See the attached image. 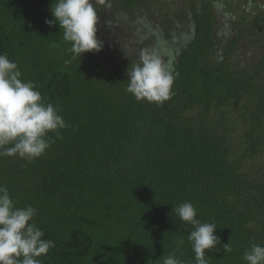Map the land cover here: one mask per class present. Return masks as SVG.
<instances>
[{
    "label": "trees",
    "instance_id": "16d2710c",
    "mask_svg": "<svg viewBox=\"0 0 264 264\" xmlns=\"http://www.w3.org/2000/svg\"><path fill=\"white\" fill-rule=\"evenodd\" d=\"M54 2L0 0V54L67 124L33 161L0 156V185L17 208L38 210L32 222L54 242L41 264H162L170 254L195 264L193 228L174 211L186 201L217 227L208 264H246L245 251L264 246V173L243 170L264 152V0L236 1L237 13L188 0L186 14L169 9L159 23L138 16L147 0H108L97 38L117 36L124 60L103 44L67 66L63 30L45 23ZM149 37L175 75L162 106L126 91ZM242 40L251 50L233 64Z\"/></svg>",
    "mask_w": 264,
    "mask_h": 264
},
{
    "label": "clouds",
    "instance_id": "9594fccd",
    "mask_svg": "<svg viewBox=\"0 0 264 264\" xmlns=\"http://www.w3.org/2000/svg\"><path fill=\"white\" fill-rule=\"evenodd\" d=\"M111 7L108 0H55L51 5L50 26L59 25L63 40L70 44L69 65L82 54L99 52L103 42L97 38L99 16L97 6ZM126 91L138 102L162 106L172 96L175 79L171 62L165 63L154 50H143L137 64L127 70ZM67 127L52 103H45L37 85L23 81L18 64L7 54H0V156H18L33 161L50 148L49 133L60 138V129ZM37 209L31 205L17 208L7 187L0 185V264H41L38 257L46 255L54 242L42 237L44 232L32 221ZM176 215L193 230L187 239L191 243L195 264H208L206 251L221 244L215 235L216 225L197 219V209L191 202L175 207ZM177 252L184 239L178 238ZM225 253L230 244L223 245ZM182 256L183 253L180 252ZM246 264H264V246L252 244L243 255ZM162 264H184L175 254L163 257Z\"/></svg>",
    "mask_w": 264,
    "mask_h": 264
},
{
    "label": "rangeland",
    "instance_id": "374dc122",
    "mask_svg": "<svg viewBox=\"0 0 264 264\" xmlns=\"http://www.w3.org/2000/svg\"><path fill=\"white\" fill-rule=\"evenodd\" d=\"M236 1H239V0H222V1L216 0V4L219 7H221L224 12L227 11L226 6H229V7H233V9L235 8L234 11H235V13H237V10L239 11V8H236V6L234 5V3H236ZM253 5H254V3H253ZM169 9H173L174 12H180V13L186 14V11L189 9L188 0H147V3L143 7L144 11L142 13L138 14V16H141V17H144V16L147 17L148 16L149 19L154 20L155 22L159 23V21L165 15L167 10L170 11ZM151 12L158 13V17L152 18ZM219 15H220L221 20H225V16H224V14L222 15V12H220ZM156 24L154 26L155 28H156ZM230 38H231V36L229 34L228 39H230ZM103 39H104L103 44L106 47L108 57L113 59L116 62L115 64H118L121 61H123L124 57H120V55L118 54V52L120 51L118 44L116 43V42L119 43L118 37L117 36L114 38L103 37ZM147 40L150 42V43L148 42L147 50H153L152 46L154 44H152L150 37ZM248 44L249 43L246 42L245 40H242L239 42L238 46L236 47V49L232 55V63L233 64L240 65L241 63H244V61L247 59V55L249 54V51L251 50L249 48ZM160 57L163 58L162 59L163 61H166L167 59H169V55H167V56L160 55ZM233 115L234 114H230V116H233ZM233 125L236 126V130H237V133L234 132V135H233L236 137L237 135L240 134V130L238 129L237 124H233ZM245 168L252 170L257 175L264 173V152H263V155L258 156L254 161L247 162L245 164L244 169H243L246 171Z\"/></svg>",
    "mask_w": 264,
    "mask_h": 264
}]
</instances>
